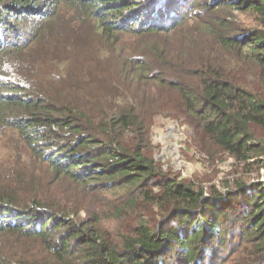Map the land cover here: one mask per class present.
<instances>
[{"label":"trees","instance_id":"16d2710c","mask_svg":"<svg viewBox=\"0 0 264 264\" xmlns=\"http://www.w3.org/2000/svg\"><path fill=\"white\" fill-rule=\"evenodd\" d=\"M185 32L177 57L117 51ZM163 115L202 155L264 170V0H0V133L21 145L0 167V264H264V182L164 175ZM143 203L156 226L102 230Z\"/></svg>","mask_w":264,"mask_h":264},{"label":"rangeland","instance_id":"374dc122","mask_svg":"<svg viewBox=\"0 0 264 264\" xmlns=\"http://www.w3.org/2000/svg\"><path fill=\"white\" fill-rule=\"evenodd\" d=\"M244 19V18H241ZM187 33L185 32L182 35L176 33L172 34H161V35H148V36H138V35H122L118 39L117 51H121V46L126 49L133 50L131 54L139 56L140 53L146 51L152 54V49L155 47L157 55H168L177 57L180 55L178 50L180 45L184 42ZM212 48V41H209L207 44ZM154 54H152L153 56ZM153 98H149V102H153ZM165 117H157L150 128L151 144L153 147L151 157L157 162L154 158L159 156V153L162 151L160 148L152 143L154 132L158 131L162 133L165 131L166 126L169 123H175L179 127H184L187 131L189 130L188 126L183 124V120L180 118L169 117L168 115H163ZM189 134V131H188ZM167 144L163 146L165 157L158 158L161 163V168L163 169V174L171 178H177V175L185 178L183 180H178L186 185H190L198 190L202 189L205 193L210 194L212 188H215L219 192L224 193V185L228 182L235 179L246 178L249 176L248 184L255 182H264V170H256L252 168L251 173L245 171V166H239L235 164L226 154H219L215 158L210 159L201 153L195 151L191 146V143L182 145L184 138L179 137L176 141L175 139L169 138L166 139ZM177 144L178 146H183V148L178 152V155L172 151L170 145ZM18 150H21V145L18 143L17 138L9 132L0 133V167L2 163L8 161L14 162L15 158L18 155ZM178 156V158H177ZM19 158L21 157L18 156ZM264 162V157L260 158ZM177 174V175H176ZM180 179V178H179ZM109 205L102 209L105 214H109L110 207L113 206L112 200L107 197L105 204ZM147 204H141L137 210H132L128 215L124 214L122 217H109L102 215L101 228L109 236H115L128 224L136 225L140 219L144 220L149 226H156L161 220V213L157 209H154V213L146 214ZM100 209V208H99ZM136 209V208H135ZM80 219L84 218L83 213L79 215Z\"/></svg>","mask_w":264,"mask_h":264},{"label":"built area","instance_id":"2783aa9c","mask_svg":"<svg viewBox=\"0 0 264 264\" xmlns=\"http://www.w3.org/2000/svg\"><path fill=\"white\" fill-rule=\"evenodd\" d=\"M179 137L184 138V141H182V145L185 144V141L187 139V132L184 127H179L175 123H169L168 126H166V129L164 132L159 133L158 131L154 132L152 143L157 145L160 150H162L159 153L158 158L161 159V157L164 159L165 152L163 146L167 144L166 139L172 138L176 141L179 139ZM172 148V151L175 153V155H178V152L183 148V146H178L177 144L170 145ZM178 158V156H177Z\"/></svg>","mask_w":264,"mask_h":264}]
</instances>
